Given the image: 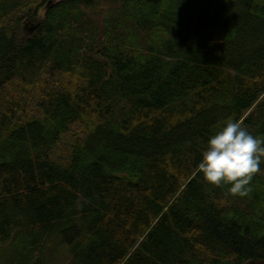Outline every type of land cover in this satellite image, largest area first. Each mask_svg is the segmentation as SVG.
Instances as JSON below:
<instances>
[{
	"label": "trees",
	"instance_id": "16d2710c",
	"mask_svg": "<svg viewBox=\"0 0 264 264\" xmlns=\"http://www.w3.org/2000/svg\"><path fill=\"white\" fill-rule=\"evenodd\" d=\"M229 118L264 137V0H0V264H264V164L197 168Z\"/></svg>",
	"mask_w": 264,
	"mask_h": 264
},
{
	"label": "clouds",
	"instance_id": "9594fccd",
	"mask_svg": "<svg viewBox=\"0 0 264 264\" xmlns=\"http://www.w3.org/2000/svg\"><path fill=\"white\" fill-rule=\"evenodd\" d=\"M262 164L264 137L254 136L241 121L229 118L209 136L197 168L209 185H227L231 194L243 197Z\"/></svg>",
	"mask_w": 264,
	"mask_h": 264
},
{
	"label": "rangeland",
	"instance_id": "374dc122",
	"mask_svg": "<svg viewBox=\"0 0 264 264\" xmlns=\"http://www.w3.org/2000/svg\"><path fill=\"white\" fill-rule=\"evenodd\" d=\"M25 28H29L26 24H23L21 27H20V31H19V36L21 38H28V35H29V31H27ZM62 258V257H61ZM63 259V258H62Z\"/></svg>",
	"mask_w": 264,
	"mask_h": 264
},
{
	"label": "bare ground",
	"instance_id": "6f19581e",
	"mask_svg": "<svg viewBox=\"0 0 264 264\" xmlns=\"http://www.w3.org/2000/svg\"><path fill=\"white\" fill-rule=\"evenodd\" d=\"M27 26L29 28H25V29L29 30L30 33H34L36 31V25H34L32 22H28Z\"/></svg>",
	"mask_w": 264,
	"mask_h": 264
}]
</instances>
